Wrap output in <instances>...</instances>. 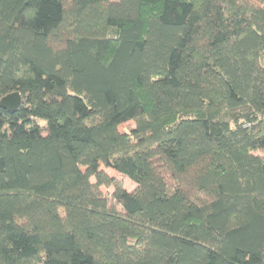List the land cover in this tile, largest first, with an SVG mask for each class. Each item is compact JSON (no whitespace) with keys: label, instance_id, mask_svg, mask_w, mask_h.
<instances>
[{"label":"trees","instance_id":"16d2710c","mask_svg":"<svg viewBox=\"0 0 264 264\" xmlns=\"http://www.w3.org/2000/svg\"><path fill=\"white\" fill-rule=\"evenodd\" d=\"M13 92L0 264H264V0H0Z\"/></svg>","mask_w":264,"mask_h":264},{"label":"rangeland","instance_id":"374dc122","mask_svg":"<svg viewBox=\"0 0 264 264\" xmlns=\"http://www.w3.org/2000/svg\"><path fill=\"white\" fill-rule=\"evenodd\" d=\"M40 123H44L43 120H39ZM134 127V121L132 120H123L118 123V129L121 133H129L131 129ZM102 170H104L108 175L113 176L114 178L121 181L123 187L127 190H132L134 187V183L129 180L126 176H123L116 172L115 170H112L110 168H106L103 165L100 166ZM91 182H94V178H90ZM99 189L101 190L102 194L106 197H109L112 192V187H104L100 186ZM110 204H114L113 201L110 200ZM117 206V205H116Z\"/></svg>","mask_w":264,"mask_h":264},{"label":"water","instance_id":"95a60500","mask_svg":"<svg viewBox=\"0 0 264 264\" xmlns=\"http://www.w3.org/2000/svg\"><path fill=\"white\" fill-rule=\"evenodd\" d=\"M20 101L19 92H13L0 99V106L8 110H14L20 104Z\"/></svg>","mask_w":264,"mask_h":264}]
</instances>
